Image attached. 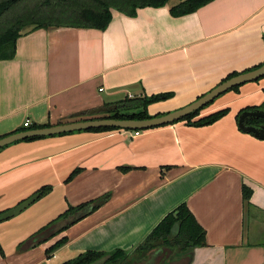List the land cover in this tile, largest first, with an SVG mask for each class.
Returning a JSON list of instances; mask_svg holds the SVG:
<instances>
[{
	"label": "crops",
	"instance_id": "obj_1",
	"mask_svg": "<svg viewBox=\"0 0 264 264\" xmlns=\"http://www.w3.org/2000/svg\"><path fill=\"white\" fill-rule=\"evenodd\" d=\"M169 1L133 16L113 10L105 29H22L13 57L0 59V137L88 119L89 110L125 98L169 93L146 107L159 116L264 64V0H212L179 16L170 12L177 1ZM263 89L264 76L226 91L200 110L198 116L227 108L208 125L87 129L1 148L0 213L49 190L0 221V264L131 251L181 202L205 230V245L158 248L133 264H178L180 256L186 264H264V139L237 125L242 108L264 103ZM103 194L108 198L92 212L62 230H43L69 206ZM61 238L65 243L47 253Z\"/></svg>",
	"mask_w": 264,
	"mask_h": 264
},
{
	"label": "trees",
	"instance_id": "obj_2",
	"mask_svg": "<svg viewBox=\"0 0 264 264\" xmlns=\"http://www.w3.org/2000/svg\"><path fill=\"white\" fill-rule=\"evenodd\" d=\"M168 1L169 0H0V59L13 57L16 40L21 30L26 26H70L105 29L111 19L113 10L120 11L128 16H133L138 8L146 6L159 7L165 5ZM210 1L212 0H177V2L171 6L170 12L175 16L188 14ZM251 69L252 68H249V70ZM237 74L238 73L229 75L226 79ZM238 87L239 86H234L231 89H237ZM169 97V93H162L149 97L125 98L116 102L119 107L110 111V114L106 117L132 119L150 118L152 116L148 115L146 111L147 105ZM205 106L186 115L179 121L185 120L196 126L208 125L221 118L227 112V108H223L206 115L198 116L200 110ZM263 107L264 103L260 106L245 107L238 112V115L243 110ZM246 123L257 125L259 123H264V120L249 118ZM30 128H36V126L32 125L25 129ZM96 129L118 128L100 127L92 128L91 130ZM122 169L124 170L125 168ZM48 190L49 187L45 186L39 189L35 194L41 196L48 192ZM250 194V189L243 186V199L248 200ZM108 196V194H103L95 199L79 203L75 206H69L55 219L50 221L43 230L52 226H57V231L62 230L69 224L92 212L101 205ZM63 223L64 225H62ZM65 241V238L57 240L46 250L47 253L57 249L64 244ZM203 245H205V230L197 222L186 202H181L171 211L167 212L151 229L143 241L131 251H123L121 249H116L111 252L87 250L60 264H93L98 261L99 264H133L146 259L151 251L158 248H168L169 250L183 252L195 246Z\"/></svg>",
	"mask_w": 264,
	"mask_h": 264
},
{
	"label": "water",
	"instance_id": "obj_3",
	"mask_svg": "<svg viewBox=\"0 0 264 264\" xmlns=\"http://www.w3.org/2000/svg\"><path fill=\"white\" fill-rule=\"evenodd\" d=\"M263 76H264V64L254 69L239 73L235 76H232L222 81L214 88H212L210 91H208L207 93L200 96L198 99H196L195 101H193L192 103L188 104L187 106L181 109L168 112L166 114H162L159 116H152L150 118L132 119V118L96 117L100 113H108L112 110L117 109L119 105L117 103H113L101 107H96L88 111L87 114L93 116L88 119L76 120V121L50 125L45 127L25 129L0 137V149L14 142L28 138L46 137V136H52L62 133L73 132V131L87 130L92 128L114 127V128L126 129V130H144L153 127L171 124L175 121H179L186 115L207 105L215 98H217L219 95L230 90L232 87L242 85L246 82L257 80ZM249 118L264 120V108L243 110L238 115V119H237V125L240 130L244 132H250L259 139H264V123H259L257 125L247 124L246 122L247 119ZM37 196H38L37 194H34L28 199L17 204L15 207L0 213V221L8 219L21 212L29 204H31L37 198ZM55 227L57 226L50 227L48 231L53 230ZM47 232H44L43 236H45ZM93 264H99V261Z\"/></svg>",
	"mask_w": 264,
	"mask_h": 264
},
{
	"label": "rangeland",
	"instance_id": "obj_4",
	"mask_svg": "<svg viewBox=\"0 0 264 264\" xmlns=\"http://www.w3.org/2000/svg\"><path fill=\"white\" fill-rule=\"evenodd\" d=\"M175 1H177V0H170L169 2H170L171 4H173ZM221 95H222V94H221ZM218 97H220V95H219ZM218 97H217V98H218ZM217 98H215V99H217ZM216 101H217V100H216ZM209 105H210V104H209ZM209 105H207V107H208ZM99 115H100V116H96V117H106V116L109 115V113H100ZM31 196H32V195H31ZM42 234H43V233H42ZM39 237L41 238V235H40V234H39V235H36V236H35V239H37V238H39ZM179 258H184L185 260L183 259V261L180 262V263H178V264H186V263H187V262H186L187 259H188L187 257H185V256H184V257H183V256H180ZM184 261H185V262H184Z\"/></svg>",
	"mask_w": 264,
	"mask_h": 264
},
{
	"label": "built area",
	"instance_id": "obj_5",
	"mask_svg": "<svg viewBox=\"0 0 264 264\" xmlns=\"http://www.w3.org/2000/svg\"><path fill=\"white\" fill-rule=\"evenodd\" d=\"M25 124H27V125L29 124L30 125L31 124V121L29 119H26L25 120Z\"/></svg>",
	"mask_w": 264,
	"mask_h": 264
},
{
	"label": "flooded vegetation",
	"instance_id": "obj_6",
	"mask_svg": "<svg viewBox=\"0 0 264 264\" xmlns=\"http://www.w3.org/2000/svg\"><path fill=\"white\" fill-rule=\"evenodd\" d=\"M264 108V107H263Z\"/></svg>",
	"mask_w": 264,
	"mask_h": 264
}]
</instances>
